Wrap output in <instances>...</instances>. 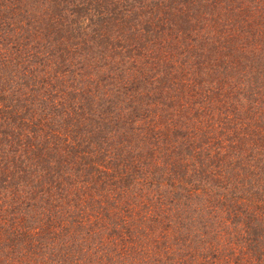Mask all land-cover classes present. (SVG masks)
I'll list each match as a JSON object with an SVG mask.
<instances>
[{
  "label": "trees",
  "instance_id": "obj_1",
  "mask_svg": "<svg viewBox=\"0 0 264 264\" xmlns=\"http://www.w3.org/2000/svg\"><path fill=\"white\" fill-rule=\"evenodd\" d=\"M0 264H264V0H0Z\"/></svg>",
  "mask_w": 264,
  "mask_h": 264
}]
</instances>
